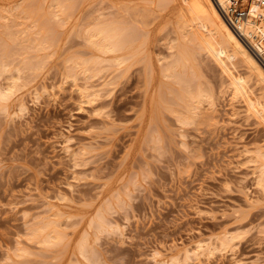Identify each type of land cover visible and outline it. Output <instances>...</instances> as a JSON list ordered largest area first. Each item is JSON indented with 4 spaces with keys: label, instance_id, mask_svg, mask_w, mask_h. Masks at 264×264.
Returning a JSON list of instances; mask_svg holds the SVG:
<instances>
[{
    "label": "rangeland",
    "instance_id": "1",
    "mask_svg": "<svg viewBox=\"0 0 264 264\" xmlns=\"http://www.w3.org/2000/svg\"><path fill=\"white\" fill-rule=\"evenodd\" d=\"M122 1L0 0V60L11 64L0 85L14 88L0 103V264H89L85 237L95 264H264V194L254 181L264 91L251 81L236 115L232 82L245 64L201 52L186 78L195 74L213 98L184 121L181 86L158 63L167 17L156 22L153 77L142 62H108L114 56L88 40ZM97 56L106 61L87 73L75 65ZM100 213L111 225L103 232L93 225ZM49 223L62 244L39 243Z\"/></svg>",
    "mask_w": 264,
    "mask_h": 264
},
{
    "label": "bare ground",
    "instance_id": "2",
    "mask_svg": "<svg viewBox=\"0 0 264 264\" xmlns=\"http://www.w3.org/2000/svg\"><path fill=\"white\" fill-rule=\"evenodd\" d=\"M141 1L134 3L133 0H123L120 6H111L115 13L109 14L111 16L109 19L89 30L87 32L88 40L93 49L102 55L114 56L107 60L108 62L113 59L119 66L142 62L150 77H153L156 70V65L153 64L154 59H152L155 31L158 28L156 22L160 16L167 17V22H165L166 19L163 20L164 26L159 27L160 32L171 24L173 27L167 35V54L159 61L157 59L158 63H161V69L157 68L162 71V78L165 77L164 79L167 80L174 78L175 85L181 86L182 94L179 91H177L179 95L175 93L178 104H181L178 105L175 101L173 105L184 107L187 114L184 121L196 117L201 104L213 98V94L201 87L202 84L201 86L193 84L197 80L193 79L195 74L193 77L190 76L191 80L186 78L187 71L192 69L193 63L201 55V52L220 53L228 60L239 58L245 64L247 72L244 75L240 74L238 80L234 79L232 82L233 97L231 102L236 115V105L242 103L245 96L244 88H250L251 81L254 80L256 85L260 86L261 91H264V65L262 64L264 63V0H252L247 11L238 14V16L233 12L242 0ZM65 6L61 2L53 6L58 10L57 17L60 16V12H64ZM234 16L236 17L234 18ZM161 17L160 19H162ZM104 60L97 56L91 60L77 61L75 65L84 68V72L87 73L90 67L99 66ZM10 65L0 60V77L9 71ZM127 68L130 69V67ZM161 73L159 74L161 75ZM12 89L5 91L0 85V103L11 97ZM257 102L260 111L264 113V96H257ZM21 108L22 110L26 109L24 103L21 104ZM252 116H256V114L249 110V117ZM68 142L66 141L65 144ZM65 148L66 152L70 151L68 145ZM258 157L261 163L255 168L254 181L264 194V151ZM93 225L102 232L111 227L110 222L101 213ZM37 237L39 243L46 246L62 244L64 238L59 228L50 223L44 224L37 233ZM82 240L79 244L80 256L89 264H95L94 252L89 247L88 238L85 237ZM222 245L227 246L226 243Z\"/></svg>",
    "mask_w": 264,
    "mask_h": 264
},
{
    "label": "built area",
    "instance_id": "3",
    "mask_svg": "<svg viewBox=\"0 0 264 264\" xmlns=\"http://www.w3.org/2000/svg\"><path fill=\"white\" fill-rule=\"evenodd\" d=\"M242 13H245V12H241V13H238V14H242Z\"/></svg>",
    "mask_w": 264,
    "mask_h": 264
}]
</instances>
